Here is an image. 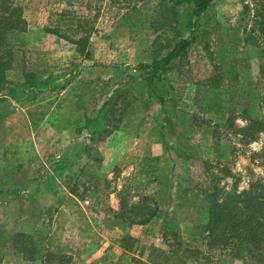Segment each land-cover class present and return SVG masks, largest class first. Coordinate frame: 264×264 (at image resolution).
I'll return each mask as SVG.
<instances>
[{
	"label": "rangeland",
	"instance_id": "obj_1",
	"mask_svg": "<svg viewBox=\"0 0 264 264\" xmlns=\"http://www.w3.org/2000/svg\"><path fill=\"white\" fill-rule=\"evenodd\" d=\"M9 2L22 9L27 25L24 32L10 34L0 51L12 64L4 76L11 90H0V192L15 179L24 180L14 178L17 170L41 179L53 174L62 180L74 174L77 163L71 156L83 146L74 144L71 129L83 124L84 117H94L111 94L125 88V98L115 104L119 112L129 102L117 114L119 122L108 109L114 97L107 111L99 113L108 124L100 131L103 138L90 141L89 129L72 133L84 140L80 145L88 142L87 157L78 162L83 171L75 180L82 200L62 202L61 219L73 210L81 228L89 232L88 241L77 242L79 250L120 243L130 258L143 264H264L255 258H230L217 246L205 245L204 234L195 228L207 221L205 192L212 191V179L227 191L254 189L264 213V132L244 140L245 133L237 131L250 118H264V78L259 73L264 36L258 30L264 21V0H214L195 25L166 0ZM161 3L165 9H160ZM173 13L177 26L172 29ZM178 32L198 38L175 60L172 72L153 85L154 93L163 97L160 102L134 69L162 55L165 40ZM213 74L220 76L222 89L205 82ZM61 123L66 127L59 130ZM115 124L118 129L112 128ZM108 127L111 131L104 135ZM60 156L68 158L58 161ZM117 158L111 164L110 159ZM12 193L3 194L6 203H0L5 207L0 220L4 214L12 218L4 224L13 227L8 233L12 243L28 252L61 250V234L53 233L51 220L39 224L58 216L59 208L23 197L17 200L21 192ZM143 195L154 201L141 203ZM142 205L156 213L140 214ZM12 206L21 217L30 212L33 220L13 219ZM148 217L144 224L132 223ZM19 225L33 227L32 234L16 235L23 233L15 230ZM7 228H0V235L5 237ZM4 241L9 242L7 236ZM188 247L200 249V257L189 256Z\"/></svg>",
	"mask_w": 264,
	"mask_h": 264
},
{
	"label": "trees",
	"instance_id": "obj_2",
	"mask_svg": "<svg viewBox=\"0 0 264 264\" xmlns=\"http://www.w3.org/2000/svg\"><path fill=\"white\" fill-rule=\"evenodd\" d=\"M9 1L10 0H0V8L2 9H0V51L8 45V42L11 39L10 34H13L15 32H24L27 25L25 19L21 14L22 9L19 6H16V4L14 3L12 5V3ZM166 1L168 3L167 5L171 4V7H179L182 10L181 12H183L184 17L188 19L191 25H195V23L197 24V21L202 18L203 14L208 11L210 6L214 2V0ZM167 5L161 3L160 9H165V6ZM243 7L244 11L248 9L247 4H245ZM175 15L176 13H173L172 18L169 21H173V27H170L172 29L174 28V26H177V22L175 21L176 19H174ZM164 22L168 23L167 21ZM54 30L48 29L49 32H54ZM258 30L260 31V34L264 36V21L259 22ZM197 38L198 34L184 37L181 35V32H178L176 36L165 40L164 45H162V49L165 48V51L162 55H156L152 60H150V62L141 61L135 66L134 70H137L140 73V80L144 81L147 84V88L151 89L154 93L155 88L153 87V85L163 80V77L172 72L175 60L179 58ZM84 48L85 47H83L82 49ZM259 53V73L260 76L264 78V48H261ZM11 67V61H4V58H2V55L0 54V83H2L0 85V90H11V87L6 85L8 81L4 80L6 70L10 69ZM220 79V76L218 77L217 74H213L208 76L204 80L206 83L213 82L211 86H214V88H217L219 90L222 89L223 86ZM38 85H40V81L38 82ZM232 87H235L234 83L232 84ZM126 91L127 89L125 88L116 90L113 94L110 95V97L105 100L103 106L97 109V114L94 117H84V119H81V121L84 120L83 124L78 125L74 128L71 127L73 133L78 134L83 129H89V139L95 140V138H103V135H100V131L103 127L108 126V124H104L102 122L105 121V119H103V116L105 110L107 111L106 104L110 103L111 99L114 97L113 104L111 107H108V109L110 111L109 113L117 116L114 120L119 122L120 117L117 114H122L124 108L129 104V102L125 103V105L119 112L118 109L120 108L116 107L115 104L116 102L125 98L124 95ZM154 97L160 102L163 101V97L157 93H154ZM218 104L221 105L222 103L220 102ZM101 111H104L102 115L99 114ZM228 115L229 117L227 116L226 120L231 125L230 119L232 115ZM64 120L65 118L62 119V123L64 122ZM76 122H79V119L76 120L75 123ZM205 122L207 123V125H209L211 121L205 120ZM62 123L58 126L59 130L66 127H64ZM214 127L215 133L219 134L221 123L217 121ZM112 128L118 129L119 127L117 126V124H115ZM160 129H166V125H161ZM260 130L264 132L263 117L260 119L250 118L248 124L244 125L243 127H237V131L242 134L245 133V135L242 136L244 140H247V138L248 140L255 138L256 133L259 134V132H261ZM110 131L111 129L108 127L104 131V135L108 134ZM65 159L67 160L65 156H61V160ZM213 182L214 179L211 180L210 188L212 189V191L209 192V189V193L205 192V197H207L208 202L207 221L205 224L195 227L199 228L201 230V233L204 234V239H206L205 245H208L209 247L217 246L221 253L230 255V258H255L257 260H264V213L262 210V203H258L256 199V196L260 193H258L257 195L254 194V189L253 191L243 190L238 192L235 189H233L232 191H227L225 189L217 188ZM253 186L256 187V183ZM220 194H222L221 199L219 198ZM150 201L151 203L152 201H154L151 196H141V203H149ZM149 210L151 209L146 205H142L138 209L139 213L142 215H145L146 213L147 215L153 216L156 213V211ZM148 219L149 217L139 221H132V223L144 224ZM177 240V245H181V240L178 238ZM186 253L189 256H193L194 258H199L201 251L198 248L193 247V249H191L188 247Z\"/></svg>",
	"mask_w": 264,
	"mask_h": 264
},
{
	"label": "crops",
	"instance_id": "obj_3",
	"mask_svg": "<svg viewBox=\"0 0 264 264\" xmlns=\"http://www.w3.org/2000/svg\"><path fill=\"white\" fill-rule=\"evenodd\" d=\"M59 126V125H58ZM69 126V125H68ZM71 128V127H70ZM72 130V129H71ZM73 133V131H72ZM70 132V136L72 140H74V144L79 146H83V150L79 151L74 154V156H71V159H73V164L77 163L76 169L72 172L69 176H65V178H61L62 180H58V178L55 179L54 175L51 174L41 177H34V178H27L26 172L24 170H17L13 173H15L13 176L15 177H22L23 181L19 182L16 179L11 182V187L5 188L3 192H0V203H6L4 201V195L6 192L9 193V196H13L12 191L15 193H20V195H17V200L19 197H23L25 200H31L35 201L34 203H44L49 206H55L58 207V216L52 217V219H46L44 221H41L39 223L40 225L48 224V222L51 220V225H54V232L57 233L59 238V246H61V250H58V252L51 253L49 249H43L40 248L38 251H30L28 252L24 247L23 249H20L16 247L12 243V238L9 234H12V228H7V223L12 218L9 214L3 215L4 218L0 220V228H7L8 231L5 234V237H8V243L4 241L5 237L0 235V242L2 245H0V264H133L134 262L143 264V261L139 259H134L133 257L130 258L125 248L121 246L120 243H115L116 245L112 247H100V248H90L91 250H88V248L79 250V247L77 246V242H83L84 240L89 239V232H85L84 229L81 228V226L78 223V217L76 216V213L73 210L69 211V216L61 219V215L64 214L63 212V203L62 202H70L72 200H75L79 202L82 200L77 196V184L75 182L76 178H79L82 171H83V163L79 165V160L82 157H87L86 149H88L87 143L85 145H80L84 142V140H80ZM75 134V133H74ZM69 136V137H70ZM90 137H88L89 139ZM87 140V138H86ZM91 141V139H89ZM85 154V155H84ZM121 156V155H120ZM68 158V157H67ZM61 156L58 157V161H60ZM119 158L116 160H111V164H116ZM105 161V157L103 159V163ZM20 166V165H19ZM16 175V176H15ZM20 175V176H17ZM64 177V173L62 174ZM25 177V178H24ZM48 177V178H47ZM18 178V179H19ZM69 178V179H68ZM68 179V180H67ZM8 185V184H7ZM51 195L53 197H50L48 200V195ZM37 197V199L35 198ZM4 201V202H2ZM9 201V199H8ZM11 202V201H9ZM65 202V203H66ZM64 203V204H65ZM77 206H82V203H73ZM12 208H14L12 206ZM16 209V208H14ZM0 210H5L4 205H0ZM56 210V209H55ZM77 210L80 211V209L77 208ZM8 212V209L6 213ZM12 212V209H11ZM5 213V212H4ZM21 211L17 210L13 212L15 215V218L13 219H20L22 223H24V219H26L28 222L33 220L32 214H24L23 217H21ZM71 213V214H70ZM57 215V214H56ZM31 216V217H30ZM57 218V222L54 224V220ZM86 219L88 222L90 221V217L87 215ZM6 224V225H4ZM60 225V226H59ZM16 231H21L23 233L18 232L16 235L27 236L26 234H32L33 227L29 228L24 225H19V227H15ZM36 230V229H35ZM34 230V231H35ZM26 232V233H25ZM9 233V234H8ZM25 233V234H24ZM113 234V233H112ZM119 236V235H118ZM117 236V237H118ZM85 244V242H84ZM75 248H69L73 247ZM10 248V249H9ZM12 248V249H11ZM67 248V249H65ZM25 249V250H24ZM76 250V251H75ZM82 251V252H81ZM79 252L83 254H79ZM61 253V254H60ZM56 259V260H54Z\"/></svg>",
	"mask_w": 264,
	"mask_h": 264
},
{
	"label": "clouds",
	"instance_id": "obj_4",
	"mask_svg": "<svg viewBox=\"0 0 264 264\" xmlns=\"http://www.w3.org/2000/svg\"><path fill=\"white\" fill-rule=\"evenodd\" d=\"M253 147L255 148L256 146H255V145H253Z\"/></svg>",
	"mask_w": 264,
	"mask_h": 264
}]
</instances>
